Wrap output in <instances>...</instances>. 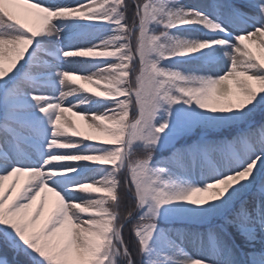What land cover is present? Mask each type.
<instances>
[{"label":"rangeland","instance_id":"obj_1","mask_svg":"<svg viewBox=\"0 0 264 264\" xmlns=\"http://www.w3.org/2000/svg\"><path fill=\"white\" fill-rule=\"evenodd\" d=\"M110 1L0 0V42L13 50L0 55V225L27 250L55 264L104 259L111 220L105 202L114 189L111 166L123 150L129 113L128 43L120 18L108 8ZM248 3L264 11V0ZM179 12L191 20L217 19L188 6L181 5ZM241 20L246 28L225 25L228 35L194 33L197 50L206 53L209 42L224 55L227 65L215 76L222 88L237 79L248 51L255 50L264 64V27ZM68 66L78 67L90 82L99 81L106 98L66 82ZM67 110L74 117L67 119ZM159 124L162 129L187 126L171 112ZM74 146L79 149H69ZM258 146L259 157L251 153L245 165H237L239 154L229 149L225 155H205L208 167L200 182L244 185L262 165L264 144ZM255 197L256 215L244 217L240 233L249 241L260 238L257 256L264 261V194ZM214 233L217 245L193 250L186 242L187 251L206 261L187 259L188 264H236L229 237Z\"/></svg>","mask_w":264,"mask_h":264},{"label":"trees","instance_id":"obj_2","mask_svg":"<svg viewBox=\"0 0 264 264\" xmlns=\"http://www.w3.org/2000/svg\"><path fill=\"white\" fill-rule=\"evenodd\" d=\"M181 5L217 19H187ZM108 8L120 18L128 43L129 113L123 150L111 166L114 189L105 202L110 229L100 264L206 263L184 245H217L215 230L236 248V264H264L257 256L260 241L240 233L244 217L254 218L256 193H264V158L257 176L242 186L200 182L206 153L230 148L239 154L237 165H245L251 153L262 152L264 64L255 50L248 51L237 79L222 88L215 76L227 65L224 55L209 42L206 53L197 50L194 37L228 35L225 25L245 29L242 18L264 27V11L248 0H113ZM166 112L187 126L162 129L159 118ZM0 264L55 263L27 250L0 225Z\"/></svg>","mask_w":264,"mask_h":264},{"label":"bare ground","instance_id":"obj_3","mask_svg":"<svg viewBox=\"0 0 264 264\" xmlns=\"http://www.w3.org/2000/svg\"><path fill=\"white\" fill-rule=\"evenodd\" d=\"M12 53H13V50L10 45H7L5 42H0V55L1 56L7 57L8 55H11ZM66 71L70 73L67 75L65 74L63 76V79L66 82L77 84L78 86L88 91L89 95L91 96L97 97L101 100L106 98L105 96L106 91L103 90L102 88L103 86L101 85L99 81L90 82L87 78L82 77L81 75L78 74L79 73L78 67L68 66L66 68ZM66 115H67L66 116L67 119L74 117V115L72 114L70 110L66 111ZM69 149L78 150L79 147L74 146V147H70Z\"/></svg>","mask_w":264,"mask_h":264}]
</instances>
